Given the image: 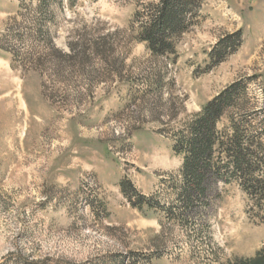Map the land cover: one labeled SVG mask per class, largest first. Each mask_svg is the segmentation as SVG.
Masks as SVG:
<instances>
[{"label": "rangeland", "instance_id": "1", "mask_svg": "<svg viewBox=\"0 0 264 264\" xmlns=\"http://www.w3.org/2000/svg\"><path fill=\"white\" fill-rule=\"evenodd\" d=\"M35 2L0 0V40L39 18L25 9ZM149 2L65 0L48 19L66 52L122 31L127 84L59 77L58 56L31 51L39 42H0L42 63L22 67L0 49V264H236L264 249V203L235 185H220L210 207L181 223L182 159L172 150L176 129L232 83L244 81L251 107H264V0H203L176 54L159 58L132 36ZM220 42L233 49L216 63ZM121 181L171 210L139 212Z\"/></svg>", "mask_w": 264, "mask_h": 264}, {"label": "trees", "instance_id": "2", "mask_svg": "<svg viewBox=\"0 0 264 264\" xmlns=\"http://www.w3.org/2000/svg\"><path fill=\"white\" fill-rule=\"evenodd\" d=\"M65 0H36L27 3L25 9L32 11L39 18H23L8 28L1 41L39 42L31 51L43 55L46 50L50 57L58 56L53 66L58 75L72 71L89 78L90 83L113 81L114 84H127L122 78L125 69L128 42H121V32L114 34L113 41L103 36L94 41L68 43V51L61 50L54 44L55 32L49 26L56 9L64 8ZM203 0H157L144 5L136 12L137 24L132 26V36L138 43H143L157 58L176 54V44L193 27ZM78 0H66V7H73ZM22 5V4H21ZM22 9V7H21ZM22 11V10H21ZM19 16H24L22 12ZM25 30L24 36H17L16 30ZM123 33V32H122ZM15 37L19 38L14 40ZM118 38V39H117ZM232 38V37H231ZM241 38V32L233 36L234 42ZM220 42L210 53L211 59L221 63L224 55L231 51L232 44ZM225 44V45H224ZM223 47H222V46ZM220 46L222 49L220 50ZM3 46L9 52L13 62L19 61L22 67H38L40 58L34 60L32 52L21 53ZM58 63V64H56ZM100 64V68L94 67ZM248 85L244 81L232 83L202 106L199 114L176 129L173 134V153L182 159L179 176L180 188L177 194L181 204L176 217L184 223L199 215L200 208L206 209L219 197L220 185H235L248 195L257 207L264 203V107L259 111L251 107ZM260 116V124L256 117ZM120 189L132 207L139 212L159 210L168 213L171 208H162L160 204L140 194L132 184L121 181ZM236 264H264V249L254 258L239 261Z\"/></svg>", "mask_w": 264, "mask_h": 264}]
</instances>
